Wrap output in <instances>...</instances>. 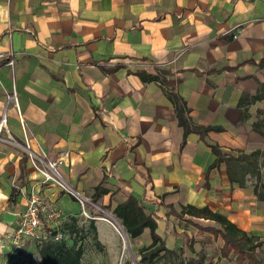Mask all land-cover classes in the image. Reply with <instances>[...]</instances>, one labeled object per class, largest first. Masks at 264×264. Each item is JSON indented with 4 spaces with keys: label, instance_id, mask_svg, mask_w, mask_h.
Wrapping results in <instances>:
<instances>
[{
    "label": "crops",
    "instance_id": "1",
    "mask_svg": "<svg viewBox=\"0 0 264 264\" xmlns=\"http://www.w3.org/2000/svg\"><path fill=\"white\" fill-rule=\"evenodd\" d=\"M9 52L13 67L0 61V232L15 227L32 186L75 217L60 203L76 200L22 162L21 121L47 159L69 153L61 171L72 189L114 207L134 197L168 249L192 232L167 205L207 206L247 230L246 182L230 183L223 163L204 182L216 159L208 144L229 155L264 146V0H0V53ZM13 90L18 109L7 101ZM170 92L193 125L222 131L190 133L182 145ZM102 182L108 194L94 197ZM96 231L102 239L98 221Z\"/></svg>",
    "mask_w": 264,
    "mask_h": 264
},
{
    "label": "trees",
    "instance_id": "2",
    "mask_svg": "<svg viewBox=\"0 0 264 264\" xmlns=\"http://www.w3.org/2000/svg\"><path fill=\"white\" fill-rule=\"evenodd\" d=\"M137 75L144 82L159 81L161 84L167 86L166 81L163 78H159L158 76L148 75L144 72H137ZM168 96L174 104L178 125L183 130L182 145L185 143L186 137L190 133H196L202 140H204L208 132L222 131L221 127H200L193 125L190 122L188 116V108L186 107L185 102L173 92H170ZM257 98L259 97H254L252 99L255 100ZM246 104V98L242 97L238 103V107L241 108ZM244 117L245 114H242L241 119L243 120ZM208 146L210 147L212 153L216 156V159L207 169L204 186H209L207 180L208 173L212 169L219 167V165L222 163L225 165L229 182L237 183L239 186H244V174H239L238 170L240 168L239 161L241 157L238 155H229L228 153L224 152L218 145L208 144ZM261 154V151L255 150L249 155L245 156L246 158H248L249 156L256 157ZM26 160L27 155L25 152H22V162ZM250 163L252 165L253 175L258 179L259 167L257 164V159L253 158ZM108 192L109 191L103 187L102 182L94 188L93 196L100 197L108 194ZM253 193L256 196L257 200L264 202V193L258 192L256 185L254 186ZM167 207L169 208L170 214L176 216L179 220L185 222V224L193 226L198 231L211 233L215 238L219 236L223 242L220 248V257L227 258L230 251H233L238 258L245 259L246 264H260L256 256V249L260 248L262 244H264V242L261 241V238L259 236L252 235L238 228L236 224L229 220L225 215L219 212H214L207 206L196 207L188 204L181 205L178 211L172 205H167ZM112 214L116 219L119 220L124 231L130 239L138 238L145 229L148 230L150 243L139 249V260L137 264H155L162 257L178 256L174 249H168L165 246L164 239H162L157 234V224L155 217L150 214H146L144 208L134 197L128 196L124 201L118 203L113 208ZM186 216L189 218L210 220L214 222L218 226V228L202 227L193 222L191 219H187ZM70 227H72L71 231L75 233L77 232V230L74 231V218L72 219L71 223H63L62 225L63 229H67ZM89 228L91 231L96 233L94 221H90ZM177 236L182 238L184 241V244L178 249L180 255L179 264H205V256L194 250V242L188 237V235L186 233H180ZM185 246L192 254V256L185 257ZM83 253L84 251L82 245H77L76 241L71 246H68L65 241H50L39 245L40 264H82L81 259Z\"/></svg>",
    "mask_w": 264,
    "mask_h": 264
},
{
    "label": "rangeland",
    "instance_id": "3",
    "mask_svg": "<svg viewBox=\"0 0 264 264\" xmlns=\"http://www.w3.org/2000/svg\"><path fill=\"white\" fill-rule=\"evenodd\" d=\"M260 148L261 149L259 151H261L262 154L256 157L249 156L246 158L245 155H249L251 153L249 151L233 155H238L241 157L239 161L240 168L238 170L239 174H244L247 187L246 191L248 192L247 203H245L246 205L243 204V208L241 209H246V211H248L247 217H244V219H247L248 222L245 227L247 229L246 232L255 236H259L261 241L264 242V202L257 200L253 193L255 185L257 186L258 192L264 193V146ZM253 158L257 159V164L259 167L258 179L253 175L252 172V165L250 161L253 160ZM86 202H84V207H82L78 201L76 202L71 200L68 195L63 196L60 203L61 207L68 213H75V217L70 216V218L64 214V222L69 224L74 218V231L77 230V232L75 233L71 231L72 227L64 229L63 231L67 234H64L62 241H65L68 246H71L75 241L77 245H82L84 251L81 259L82 264H134V261L137 263L139 260V249L150 243L149 234H143L139 239H130L128 237L129 244L127 245L126 243L124 247V241L121 235H119L114 227L109 223L111 222L114 224V226H118L114 222L113 218H111V216L115 218V216L112 214L114 206L111 204L102 205V202L100 203L98 199L93 198H90V200H87ZM84 212L88 215V217L84 216ZM101 219L107 221L113 234L115 235V240L104 237V229L106 228L107 224L105 222L99 221ZM90 221H94L95 227L96 222L98 221V233L102 236V239L99 238L97 231L94 233L90 230ZM117 221L119 222L118 219ZM198 225L202 227L218 228L217 225L206 224L203 222ZM184 226L187 230L192 232L190 233L191 236L188 234L187 235L194 242V250L205 256V264H246L245 259L238 258L233 251H230L227 258L220 257V248L223 242L219 236L215 238L211 233L198 231L196 228H190L189 225L186 224H184ZM113 243L114 245L111 246ZM39 245L42 244L27 242L25 249L16 259L9 258L7 253L1 252L0 264H40ZM129 245L130 247H128ZM171 247V249L176 251L178 256L162 257L155 264H179L180 255L178 249L181 246ZM184 248L185 257L192 256L187 247L185 246ZM256 256L260 264H264V244H262L260 248L256 249Z\"/></svg>",
    "mask_w": 264,
    "mask_h": 264
},
{
    "label": "built area",
    "instance_id": "4",
    "mask_svg": "<svg viewBox=\"0 0 264 264\" xmlns=\"http://www.w3.org/2000/svg\"><path fill=\"white\" fill-rule=\"evenodd\" d=\"M0 61H6L5 64L7 66L13 67V53H0ZM7 101L13 102L15 108L18 109L14 90L7 96ZM7 123V114L4 112L0 116V135L2 132H7ZM21 125L24 129V140L20 147L23 149V152L26 153L31 167L39 174L41 182L55 185L72 196L84 207V202H86L87 199L68 185L61 172V167L69 159V153L63 152L56 159H47L46 154L39 145H37V148L32 147L31 138L27 136L22 121ZM1 139L0 136V140ZM9 140L17 145L11 136H9ZM84 216L88 217L85 212ZM64 220L65 217L62 209L52 202L44 201L39 195L36 187L32 186L27 194L26 207L19 213L15 222V227L10 231L0 232V252H5L9 258L16 259L25 249L27 242L38 244L50 241L61 242L64 234H67L62 228L63 223H65ZM109 223L114 226L111 222Z\"/></svg>",
    "mask_w": 264,
    "mask_h": 264
},
{
    "label": "bare ground",
    "instance_id": "5",
    "mask_svg": "<svg viewBox=\"0 0 264 264\" xmlns=\"http://www.w3.org/2000/svg\"><path fill=\"white\" fill-rule=\"evenodd\" d=\"M112 226H113V225H112ZM113 227H114V229L118 232V234L121 235V237H122V239H123V241H124V247H125V245H126V238H125V236H124V233H123L122 228H120V227H118V226H113Z\"/></svg>",
    "mask_w": 264,
    "mask_h": 264
},
{
    "label": "water",
    "instance_id": "6",
    "mask_svg": "<svg viewBox=\"0 0 264 264\" xmlns=\"http://www.w3.org/2000/svg\"><path fill=\"white\" fill-rule=\"evenodd\" d=\"M111 218H113L114 222H115L120 228H122L123 233H124V236H125V238H126V243H127V245H128V244H129V243H128V236H127L126 232L124 231L122 225H121V224L117 221V219H115L113 216H111ZM128 247H130V245H129ZM134 264H137V263L134 261Z\"/></svg>",
    "mask_w": 264,
    "mask_h": 264
}]
</instances>
